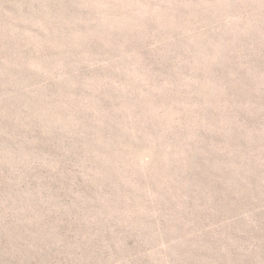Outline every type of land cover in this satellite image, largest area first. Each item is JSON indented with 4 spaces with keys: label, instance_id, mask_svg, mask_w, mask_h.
Listing matches in <instances>:
<instances>
[{
    "label": "rangeland",
    "instance_id": "rangeland-1",
    "mask_svg": "<svg viewBox=\"0 0 264 264\" xmlns=\"http://www.w3.org/2000/svg\"><path fill=\"white\" fill-rule=\"evenodd\" d=\"M0 264H264V0H0Z\"/></svg>",
    "mask_w": 264,
    "mask_h": 264
}]
</instances>
